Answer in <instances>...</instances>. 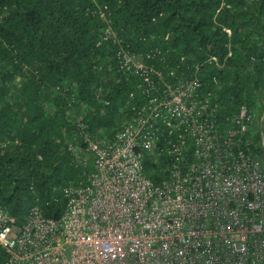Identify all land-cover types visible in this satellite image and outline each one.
<instances>
[{"label":"trees","instance_id":"trees-1","mask_svg":"<svg viewBox=\"0 0 264 264\" xmlns=\"http://www.w3.org/2000/svg\"><path fill=\"white\" fill-rule=\"evenodd\" d=\"M119 50L143 70L126 69ZM193 77L197 95L218 106L217 129L241 103L263 112L264 0H0V205L17 222L32 206L59 216L63 186L92 168L68 149L84 145L78 122L110 136L167 85ZM153 159L145 155L143 171L158 181Z\"/></svg>","mask_w":264,"mask_h":264},{"label":"built area","instance_id":"built-area-1","mask_svg":"<svg viewBox=\"0 0 264 264\" xmlns=\"http://www.w3.org/2000/svg\"><path fill=\"white\" fill-rule=\"evenodd\" d=\"M117 57L143 70L127 50ZM198 85H167L110 136L92 137L78 122L84 145L68 149L80 166L90 156L92 168L63 186L57 217L32 206L17 222L0 205V264H264V110L241 103L219 130L218 106ZM148 154L158 181L143 171Z\"/></svg>","mask_w":264,"mask_h":264}]
</instances>
